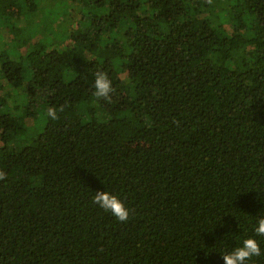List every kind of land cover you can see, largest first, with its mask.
<instances>
[{
    "label": "trees",
    "instance_id": "16d2710c",
    "mask_svg": "<svg viewBox=\"0 0 264 264\" xmlns=\"http://www.w3.org/2000/svg\"><path fill=\"white\" fill-rule=\"evenodd\" d=\"M57 1L92 4L125 31L103 46L92 19L61 51L38 41L25 54L46 119L26 143L30 107L0 113V264H223L247 238L264 253V0ZM49 2L0 11L43 24ZM1 68L20 82L18 63ZM98 71L111 103L93 95ZM97 190L129 219L94 204Z\"/></svg>",
    "mask_w": 264,
    "mask_h": 264
},
{
    "label": "rangeland",
    "instance_id": "374dc122",
    "mask_svg": "<svg viewBox=\"0 0 264 264\" xmlns=\"http://www.w3.org/2000/svg\"><path fill=\"white\" fill-rule=\"evenodd\" d=\"M16 10L13 9L11 14L16 13L14 15H17ZM95 10L92 4L85 6L79 2L72 4V2L63 3V1L50 0L46 10L48 17L43 21V24L42 21H38L40 20L38 16H43L42 12H39L37 16H34V12L31 16L27 15L30 18L23 15L11 18L0 11V99L4 101L3 104H0V113L4 112L18 116L21 115L22 106L27 105L30 107L33 116L28 120L27 126L31 132L23 136L25 138L24 142L28 143L33 133L43 128L46 119L44 94L40 92V89L32 91L34 88L30 81L31 70L28 68L29 64L25 54L38 41L44 42V50L55 49L61 51L65 46L72 43L71 33L77 27H82L85 30L82 22L90 23L92 19L94 20L93 25L98 26V29H100L98 30V42L101 45H109L112 39L121 40L125 26L120 25L119 29L106 28L102 22L100 12L97 10L94 12ZM201 16L203 18L209 17L207 12H202ZM81 18L82 20H80ZM88 23L85 26L88 27V31L94 33L95 28L90 29ZM87 57L96 58L97 54L90 53L86 55ZM7 61L18 63L22 70L20 72L21 80L18 84L9 82L6 73L1 68L3 62ZM31 100L32 103L28 105L27 103ZM17 105L22 108L16 110ZM89 105H82L81 107V114L85 119L91 116L92 107ZM27 119L25 118V120Z\"/></svg>",
    "mask_w": 264,
    "mask_h": 264
},
{
    "label": "clouds",
    "instance_id": "9594fccd",
    "mask_svg": "<svg viewBox=\"0 0 264 264\" xmlns=\"http://www.w3.org/2000/svg\"><path fill=\"white\" fill-rule=\"evenodd\" d=\"M211 4L212 0H208ZM95 91L93 95L100 99H104L108 103L112 102V96L114 89L112 87V81L109 78V74L106 71H98L95 74L94 81ZM60 112L64 111V106L59 109ZM47 116L52 120L59 119L57 110L54 107L47 109ZM6 178V173L0 171V180ZM93 203L99 205L105 211L110 212L120 222H126L129 219L130 212L121 199L111 193L104 190H97L93 197ZM257 236H264V209H262L257 215V225L254 228ZM264 255L262 253L259 242L254 238H247L243 241L242 246L236 247L232 252L221 255L223 264H246V262L252 260L253 257H259Z\"/></svg>",
    "mask_w": 264,
    "mask_h": 264
}]
</instances>
